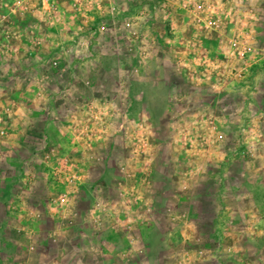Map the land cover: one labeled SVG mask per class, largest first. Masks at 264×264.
I'll use <instances>...</instances> for the list:
<instances>
[{
	"label": "rangeland",
	"instance_id": "rangeland-1",
	"mask_svg": "<svg viewBox=\"0 0 264 264\" xmlns=\"http://www.w3.org/2000/svg\"><path fill=\"white\" fill-rule=\"evenodd\" d=\"M145 1L0 0V57L20 68L47 59L39 77L36 64L15 86L0 85V111L9 108L14 125L0 145V264H264V66L248 63L264 46L192 45L216 33L194 20L197 5L208 12L217 0ZM258 3L219 0L215 17L225 26L235 5L250 14ZM182 18L191 29L180 40L170 26ZM241 18L243 38L256 22ZM133 19L137 45L116 42ZM216 55L237 61L230 77L197 64ZM251 80L255 107L245 113L248 92H238L230 111L218 87ZM44 108L50 123L32 112ZM40 133L73 156L72 191L60 192L40 161L14 170Z\"/></svg>",
	"mask_w": 264,
	"mask_h": 264
},
{
	"label": "crops",
	"instance_id": "crops-1",
	"mask_svg": "<svg viewBox=\"0 0 264 264\" xmlns=\"http://www.w3.org/2000/svg\"><path fill=\"white\" fill-rule=\"evenodd\" d=\"M143 1L146 2L145 0H143ZM148 1H150V0H148ZM257 1L259 2L257 5H260V6H258V7L254 6L255 9L252 12H250V14H249L248 10H244L245 7H241V6H239V4L235 5V7L233 8L232 17L227 22H225V26L221 25V27H219L218 29L213 30V31L216 32L213 35V38L209 39L207 37L206 33H205V36L204 35L202 36L198 32V34L201 36V40H200L201 42L199 41V36L196 35V38L193 41H191L192 45L201 44L202 42L209 43L210 45L214 46L213 48L215 49L216 52H217V50H219L221 48H224V47H229L230 48L229 43L233 44L234 42H237L238 47H249L251 50L254 49V48H257V47L264 46V0H257ZM149 4L150 5L148 6V9H152L153 5H151V3H149ZM217 4L218 3H213V8L212 9H211L210 5H208L210 7L208 9V14L210 16H216L217 14L219 16V15L222 14L220 12V10H219V7H218L219 5H217ZM143 5L146 7L145 3ZM249 5L253 6L254 3H248V6ZM155 7L156 6H154V8ZM153 10H151V11H153ZM138 12H141V11H138ZM260 12H261V14H260ZM149 13H150V11H149ZM251 13H252V15H251ZM257 13L260 14V16L258 15L259 17L257 16ZM189 14L193 15L192 12H189ZM253 16H254V19H253ZM241 17H243V18L245 17V18L250 19V22H253V23L256 22V24H252L251 23L252 25H254L253 28L250 29V30H247V31H249V32H246L247 36H245L243 38H241L238 35V34H242V32H245V31H242L243 30L242 28L245 26L246 23L245 24L241 23V21H242ZM181 21L183 22L182 26H180L182 24V22H179V20L173 21L172 24H174V25L171 24V26H170V29L172 31L171 33L177 32V31L181 32V38L179 36H177L173 40V42H175L177 40V38L178 39L180 38V40L183 39L182 36L185 33H188L190 31V29H191L187 25V21L186 20L183 21V18H182ZM148 22H149L148 23L149 27H150V25L152 27L153 20L151 21L149 19ZM194 22H197V20L195 19ZM150 23H152V24H150ZM188 27H189V29H188ZM199 27H204V26H203V24L198 22V28ZM1 28H3L2 24H0V30H1ZM112 37H113L112 32L109 33V34L108 33L106 34V36L103 39L104 40L103 41L104 42L103 43L104 47H110L112 45V40H113ZM191 38H192V36L189 37V39H191ZM241 40H243V41H241ZM183 42L184 41L180 42V48L181 49L185 48V46L187 47L188 44H191V43H187L186 42V43H184L185 45H183ZM178 52H177V56H178ZM179 54H180V52H179ZM185 56L187 57V54H186V50L184 49V52H182L179 60H182L181 58H184ZM223 56L222 55L221 56H219V55L217 56L216 55V57H213V58H207V56H206V57H203L204 61L203 60L197 61V64H202V65L206 64V65L210 66L209 68H207V70L210 69V70H213L214 73H216V78L213 77L214 79H219L220 80L223 77H230L231 75L229 76L230 71H228L229 70L228 68L230 67V69H231L232 65L236 64L237 61L234 62L230 58H225V56L223 58ZM227 57H229V56H227ZM43 59H44V56L43 57H38L36 59L32 58L31 59L32 62H31L30 65H28V64H26L25 66L21 65V68H20V66H18L17 64H14V62H11V61H9L6 58H1L0 57V85L4 84L5 87H8L7 85L14 84V86H15L17 84V81H21V80L23 81L25 79V77L28 75V72H30V69L34 68V66L36 64H37L36 65L37 66L36 67V72L38 73L40 71V73L37 75L39 77L40 75H42L41 72L45 71V68L47 67V62H46L47 59H45V60H43ZM260 59H261V61H260ZM206 60H207V62H206ZM248 63L252 64V66H251V67H253L252 70H254L255 68H258L257 65L264 66V56H263V54L257 55L255 57V59L254 58L252 59V61L249 59ZM197 68L198 69H200V68L202 69V67H197ZM205 70H206V68H205ZM247 70L249 71L250 69L246 68V71ZM250 74H251V72L249 73V75ZM52 75L55 76V74H52ZM109 76L110 75H108L107 77L110 79V81H114L115 77L112 76V75L110 77ZM218 76H220V78ZM55 77L59 78L60 76H55ZM262 77H264V76H262ZM255 78L256 77H252V79H255ZM237 85L240 87L239 84H237ZM70 86H72L71 83H69V87ZM238 86H236V84L233 85L232 83L229 84V81L228 82L226 81L224 83V85L218 87V91L221 90L224 87L222 89V91H219V94L222 95V97H224L223 101L228 103V105L230 106V111H232L231 109H233L234 107H237L236 106V102L234 101V98H236V96H238L237 93L238 92L239 93L240 92H242V93L248 92V96H246V104H243L244 112L247 113L249 110H252L255 107L253 98L257 97L259 92L256 93L257 92V91H255L256 84L252 80H251V84L246 86L244 89L242 87H240L239 89L236 88ZM3 92H5V91L0 89V94H3ZM104 94L105 93H102V95H104ZM142 94H144V93H141V91L140 92L138 91L137 93H134L133 95H142ZM118 95L122 96L121 93H119ZM163 95L167 96V95H169V93L167 91H165ZM207 96L210 97V96H213V95L208 94ZM121 100L125 101L123 99H121ZM119 103H120V100L118 101V104ZM118 104H117V106H118ZM47 109L48 110L50 109L51 111L55 110L52 107H50V108L47 107ZM45 110L46 109L44 108V109H41V112H39V113H38V110L37 111L34 110L32 112L35 113L34 116L36 118H38V119L39 118H41V119L45 118L47 123H50V122H48V119H49V121L51 120V122H52V119L46 114ZM53 123H54V125L61 126V124H59V123H57L55 121H53ZM9 124H10V126H14L12 120L9 121ZM45 125L46 124H44V126ZM44 126H43V128H44ZM8 142H9V139L0 140V145L7 144ZM18 154L19 155H17V158L14 160L15 163L13 165H14V170L21 173L20 168H19V163L22 162L23 160L27 159L29 157L28 156L29 153L26 150L24 152H19ZM35 166H37V165H34V167H31V168H35Z\"/></svg>",
	"mask_w": 264,
	"mask_h": 264
},
{
	"label": "built area",
	"instance_id": "built-area-1",
	"mask_svg": "<svg viewBox=\"0 0 264 264\" xmlns=\"http://www.w3.org/2000/svg\"><path fill=\"white\" fill-rule=\"evenodd\" d=\"M41 1L50 3L53 0ZM195 10L197 11L198 15H201V17L199 18L196 17L197 22H200L206 28H210L212 30L218 29L220 27V19L216 18L215 16H210L202 5H197ZM204 12H206V14H204ZM2 13L3 12L0 9V15H2ZM138 13L140 14L141 12ZM134 22L135 20L133 19L131 22L127 21L125 23H122L124 27H127V30L125 31L126 34H121V29H125L123 27H120V36H116L117 38L115 37L116 42L118 41L119 43H121L125 38L128 40L126 42V46L133 47L137 45V41L139 40L140 25L138 26L136 22L135 26ZM105 31L106 28L104 26L99 27V32L101 34L105 33ZM233 45H237V42H234ZM242 49L246 50L247 52H251V49L249 47H242ZM243 52L245 51H241L240 55H244L245 53ZM29 56H32V54L29 53ZM49 68L55 70L58 73V71L60 70V62L58 63L57 60H52ZM124 106V101H121L118 104L117 108L118 110H123ZM8 110L9 108H5L4 110L2 109L0 111V140H4L9 136V124L7 126L5 121L6 119H10L11 117V114H6ZM62 150L63 149L58 147V145L49 144L44 135L40 133V136L37 139L33 149L27 150L29 153V157L19 163V168L21 171L25 169L28 170L29 168L34 167V165H38V162L40 161L41 164L43 163L44 165L49 167L51 175L54 179V183H56L60 192L72 191L78 182L77 168H75L73 165V156H71L69 153L62 152ZM59 201L64 202V197H61Z\"/></svg>",
	"mask_w": 264,
	"mask_h": 264
},
{
	"label": "clouds",
	"instance_id": "clouds-1",
	"mask_svg": "<svg viewBox=\"0 0 264 264\" xmlns=\"http://www.w3.org/2000/svg\"><path fill=\"white\" fill-rule=\"evenodd\" d=\"M217 3H219V0H217Z\"/></svg>",
	"mask_w": 264,
	"mask_h": 264
}]
</instances>
